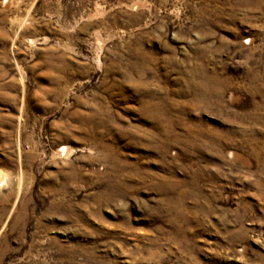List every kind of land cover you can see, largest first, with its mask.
<instances>
[{
  "label": "rangeland",
  "instance_id": "rangeland-1",
  "mask_svg": "<svg viewBox=\"0 0 264 264\" xmlns=\"http://www.w3.org/2000/svg\"><path fill=\"white\" fill-rule=\"evenodd\" d=\"M0 264H264V0H0Z\"/></svg>",
  "mask_w": 264,
  "mask_h": 264
},
{
  "label": "bare ground",
  "instance_id": "bare-ground-1",
  "mask_svg": "<svg viewBox=\"0 0 264 264\" xmlns=\"http://www.w3.org/2000/svg\"><path fill=\"white\" fill-rule=\"evenodd\" d=\"M1 173V172H0Z\"/></svg>",
  "mask_w": 264,
  "mask_h": 264
}]
</instances>
